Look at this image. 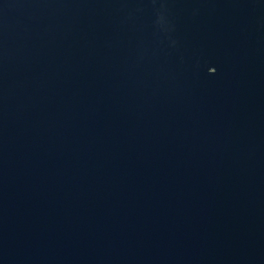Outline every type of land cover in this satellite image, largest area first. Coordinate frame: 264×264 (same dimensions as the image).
Returning a JSON list of instances; mask_svg holds the SVG:
<instances>
[{
    "label": "water",
    "instance_id": "water-1",
    "mask_svg": "<svg viewBox=\"0 0 264 264\" xmlns=\"http://www.w3.org/2000/svg\"><path fill=\"white\" fill-rule=\"evenodd\" d=\"M0 264H264V0H0Z\"/></svg>",
    "mask_w": 264,
    "mask_h": 264
}]
</instances>
